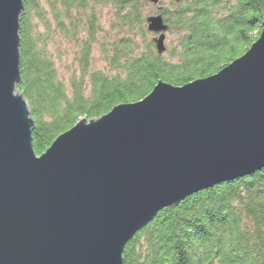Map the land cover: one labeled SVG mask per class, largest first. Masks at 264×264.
I'll return each mask as SVG.
<instances>
[{
	"label": "water",
	"instance_id": "1",
	"mask_svg": "<svg viewBox=\"0 0 264 264\" xmlns=\"http://www.w3.org/2000/svg\"><path fill=\"white\" fill-rule=\"evenodd\" d=\"M24 1L0 0V264H124L127 243L160 210L264 168V21L218 72L160 79L38 154L17 89ZM147 24L165 53L170 24L162 13Z\"/></svg>",
	"mask_w": 264,
	"mask_h": 264
},
{
	"label": "trees",
	"instance_id": "2",
	"mask_svg": "<svg viewBox=\"0 0 264 264\" xmlns=\"http://www.w3.org/2000/svg\"><path fill=\"white\" fill-rule=\"evenodd\" d=\"M105 5L114 9L106 23L97 12ZM149 6L155 4L24 1L17 89L35 119L38 154L80 118L140 100L160 79L183 85L218 72L250 48L264 21V0H170L157 12L174 38L159 54ZM69 56L68 75L61 63ZM98 56L105 67H95ZM124 264H264V168L160 210L127 243Z\"/></svg>",
	"mask_w": 264,
	"mask_h": 264
},
{
	"label": "rangeland",
	"instance_id": "3",
	"mask_svg": "<svg viewBox=\"0 0 264 264\" xmlns=\"http://www.w3.org/2000/svg\"><path fill=\"white\" fill-rule=\"evenodd\" d=\"M169 4H170V0H162L161 4H155V7H153V8L149 6L148 15L156 14L158 9H161L164 5L166 6V5H169ZM158 6L160 8H158ZM97 8H98L97 12L100 13V16L103 19L104 23H106V20L110 19V17L114 16V13H113L114 9L110 5H105V6H101V7L98 6ZM154 36H156V35L155 34H151L150 35V37L152 39L154 38ZM173 38H174V36L172 34H170L169 31H167L166 42H167L168 46H169V44H170V42L172 41ZM98 58H99V56L96 58V63H95L96 66L95 67H97V68L105 67V63L102 60H98ZM64 59L67 61V63L66 62L61 63V68H63V69H61V72L69 75L70 72L65 69V65L66 64L68 65V62L71 61V56L64 57Z\"/></svg>",
	"mask_w": 264,
	"mask_h": 264
},
{
	"label": "bare ground",
	"instance_id": "4",
	"mask_svg": "<svg viewBox=\"0 0 264 264\" xmlns=\"http://www.w3.org/2000/svg\"><path fill=\"white\" fill-rule=\"evenodd\" d=\"M161 1H162V0H160L159 4H161ZM158 13H159V12H157L156 14H158ZM156 35H157V34H156ZM166 45H167V44H166ZM163 209H164V208H163Z\"/></svg>",
	"mask_w": 264,
	"mask_h": 264
}]
</instances>
